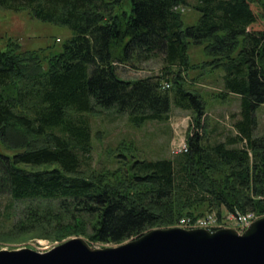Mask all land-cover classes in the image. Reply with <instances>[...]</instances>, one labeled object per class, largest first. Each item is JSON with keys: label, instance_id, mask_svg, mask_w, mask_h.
I'll return each instance as SVG.
<instances>
[{"label": "trees", "instance_id": "trees-1", "mask_svg": "<svg viewBox=\"0 0 264 264\" xmlns=\"http://www.w3.org/2000/svg\"><path fill=\"white\" fill-rule=\"evenodd\" d=\"M123 1L0 0L3 8L29 9L73 31L48 68L34 55L0 50V133L24 147L0 153L3 177L15 198L50 201L29 210V224L40 238L73 230L119 244L172 224L185 209L264 215V136H253L255 111L264 103V2L195 0L200 17L184 27L177 7L188 0H128L129 10L116 12ZM190 42L206 43L226 89L240 97L238 135L207 149L201 137H191L189 152L175 159L131 161L123 180L85 175L82 157L92 146L87 114L96 106L128 113L137 125L168 118L172 103L204 113L203 99L182 75L191 66ZM154 57L162 59V75L129 79L118 72V63ZM243 139L244 148L228 146ZM48 164L56 166L31 168ZM221 167L226 173L219 176Z\"/></svg>", "mask_w": 264, "mask_h": 264}, {"label": "rangeland", "instance_id": "rangeland-1", "mask_svg": "<svg viewBox=\"0 0 264 264\" xmlns=\"http://www.w3.org/2000/svg\"><path fill=\"white\" fill-rule=\"evenodd\" d=\"M261 1L264 2V0ZM194 4L195 0H188V4L177 7L182 15L184 27L195 24L200 17V12ZM254 5L260 9L256 3ZM127 9L129 10V2L124 0L116 7V12ZM261 21L264 22V18ZM72 35L73 31L68 26L42 21L36 18L29 9L13 11L0 6V50H12L16 53L34 55L36 57L34 62L40 63L39 65L43 68H48L51 55L61 49ZM188 56L191 66L189 70L182 72L184 83L203 99L204 113L198 116L196 112L172 103L168 118L148 119L137 125L131 120L128 113L96 106L94 111L87 114L92 130V146L91 153L82 157V169L85 175L93 176L102 182L105 180L112 182L117 176L125 174L129 163L135 159H175L178 155L189 152L191 137H201L200 144L207 149V146L210 147L218 142H227L230 137L238 135L235 123L241 118L240 97L226 89L223 68L212 64V58L206 50V43L190 42ZM27 67L32 66L27 64ZM174 69L178 70V68ZM161 70L162 59L160 57H154L142 63H118L119 74L129 79L162 75ZM163 82L168 81L164 79ZM255 116L256 125L253 136L262 138L264 136V103L258 106ZM5 139L0 133V153L13 155L24 149L18 142ZM228 146L244 148L247 146V141L238 140ZM54 166L56 165L48 164L31 168H52ZM221 169L222 172L219 171V176L226 173L223 167ZM121 179L123 180V175ZM49 202L44 199L15 198L10 193L9 185L4 180L0 166V249L28 247L38 251H47L76 236L86 238L96 247L117 246L123 243L89 240L88 235L79 232L72 233L73 230L62 234L60 239L38 237L39 230H33V226L29 224L31 221L29 210L37 206H46ZM222 209L221 213H218L217 209L197 207L190 211L185 209L182 213L187 214H183L172 224L154 228L182 227V218L187 221L199 219L193 224H203L204 219L209 215L218 218V226L222 227L210 229L211 227L208 226H197L193 228L203 227L215 231L220 228L232 227L239 231L241 225L235 224L237 228L230 220L232 213L247 215L253 212L256 219L264 216L257 215L254 211H229L225 207ZM172 215H177V213L173 211ZM226 217L228 218L224 224L222 220Z\"/></svg>", "mask_w": 264, "mask_h": 264}, {"label": "water", "instance_id": "water-1", "mask_svg": "<svg viewBox=\"0 0 264 264\" xmlns=\"http://www.w3.org/2000/svg\"><path fill=\"white\" fill-rule=\"evenodd\" d=\"M0 264H264V216L244 231L152 228L117 246L69 238L47 251L0 249Z\"/></svg>", "mask_w": 264, "mask_h": 264}, {"label": "built area", "instance_id": "built-area-1", "mask_svg": "<svg viewBox=\"0 0 264 264\" xmlns=\"http://www.w3.org/2000/svg\"><path fill=\"white\" fill-rule=\"evenodd\" d=\"M169 86H170L169 82H164V87H169ZM254 216L255 215L253 212L250 214H247V215L241 214V213H238V215H237V214L232 213V217L230 220L233 221L234 225L240 224L241 226H239V229H240L239 231L242 232L256 219ZM227 218L228 217L224 218L222 220V223H224ZM198 220L197 219H190V221H191L190 222V221H187V219L182 218L181 219V226L186 227V228H193V227H197V226H203V227L208 226V227H211L210 229H216V228L222 227V226H218L219 221H218V218H216L215 216L207 215V218L204 219L203 224H197V225L193 224V223H196V221H198ZM208 223L209 224L211 223V224L209 225ZM213 223H215V224H213ZM223 226H225V225H223Z\"/></svg>", "mask_w": 264, "mask_h": 264}]
</instances>
